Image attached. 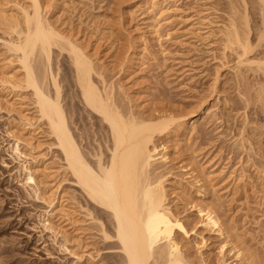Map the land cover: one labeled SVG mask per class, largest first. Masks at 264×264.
<instances>
[{
  "label": "rangeland",
  "instance_id": "1",
  "mask_svg": "<svg viewBox=\"0 0 264 264\" xmlns=\"http://www.w3.org/2000/svg\"><path fill=\"white\" fill-rule=\"evenodd\" d=\"M40 1L50 19L86 48L125 108L153 116L197 113L202 105L194 132L181 136L171 128L155 140L168 146L173 160L172 169L164 171L169 192L183 174L180 167L193 166L211 178L205 190L190 189L184 181L183 200L170 196L173 209L189 224L184 244L193 256L205 241L206 263L218 264L219 247L230 235L255 264H264V74H234L235 55L224 50L218 35V27L233 20L241 28L246 12L254 42L264 16L258 0H180L160 38L151 29L153 14L145 0ZM3 34L0 28V39ZM2 51L0 46V78L11 70ZM52 52L73 135L84 152L94 154L101 147L105 154V126L81 102L67 54ZM31 98L25 90L0 91V264H124L116 241L104 239L99 229L101 223L113 236L111 218L60 170L61 155L37 120ZM24 114L33 128L25 125ZM16 139L21 158L12 151ZM24 166L34 173L32 189L25 185ZM61 205L67 216L54 217ZM207 207L220 216L223 237L200 224L197 209ZM51 209L52 217H42ZM43 219L56 235L42 226Z\"/></svg>",
  "mask_w": 264,
  "mask_h": 264
},
{
  "label": "bare ground",
  "instance_id": "2",
  "mask_svg": "<svg viewBox=\"0 0 264 264\" xmlns=\"http://www.w3.org/2000/svg\"><path fill=\"white\" fill-rule=\"evenodd\" d=\"M179 1H144L146 9L153 14L151 29L155 36L161 37L160 31L169 23ZM258 4L264 14V0H258ZM45 8L40 0H0V28L6 37L0 39V46L8 55L4 66L11 69L0 78V91L25 90L30 93L37 120L46 125L54 139V147L61 155L60 170L68 172L87 199L111 218L113 236L101 223L99 229L104 239L116 241L124 264H207L202 252L205 241L196 246L193 256L184 244L190 237L189 224L173 209L170 196L174 194L175 198L183 200L186 196L184 181L189 183L190 189L194 186L207 189L210 175L198 172L193 166L180 167L183 174L176 181L177 187L169 192L166 187L168 173L164 171L172 169L173 160L168 146L155 142L157 137L170 133L171 128L181 136L194 132L197 118L204 114L202 105L197 113L168 112L153 116H139L125 108L114 85L106 81L101 67L96 65L86 48L60 29L50 19V10ZM243 18L241 28L244 30L238 28L237 21L228 20L227 25L218 27V35L223 38L224 50L235 55L234 74L242 71L264 74V16L254 42L249 37L251 30L246 12ZM53 49L67 54L81 102L107 130L105 154L101 147L94 154L84 152L69 127L62 105L61 82L58 73L53 71ZM13 64L15 68H12ZM24 122L29 128L34 127L25 114ZM19 144L20 140L16 139L12 151L21 158ZM24 171L25 185L31 189L36 187L34 173L26 166ZM233 171L228 178L232 179ZM42 200L52 206V201ZM52 212L51 209L42 217H52ZM197 212L201 217L200 224L207 231L221 237L225 235L221 218L214 208H198ZM87 215L92 217L90 213ZM57 216H67L63 205L54 217ZM41 222L46 230L57 234L49 219ZM226 239L218 250L221 256L218 264H255L250 253L236 239L230 235Z\"/></svg>",
  "mask_w": 264,
  "mask_h": 264
}]
</instances>
